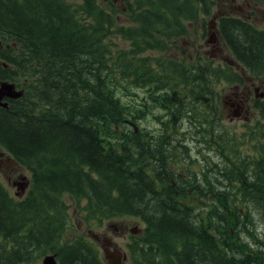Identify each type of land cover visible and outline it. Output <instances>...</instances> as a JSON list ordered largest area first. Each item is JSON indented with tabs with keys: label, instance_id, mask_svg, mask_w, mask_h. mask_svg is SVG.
Here are the masks:
<instances>
[{
	"label": "trees",
	"instance_id": "16d2710c",
	"mask_svg": "<svg viewBox=\"0 0 264 264\" xmlns=\"http://www.w3.org/2000/svg\"><path fill=\"white\" fill-rule=\"evenodd\" d=\"M76 1L0 0V80L15 82L22 92L0 108V148L9 154L6 160L30 173L23 197L0 180V264H38L47 254H55L58 264H106L88 241L63 242L70 218L62 201L66 192L77 205L85 200L87 220L131 215L144 222L143 236L129 245L133 264H264V241L253 219L255 214L264 220V162H252L250 171L240 161L229 167L225 185L244 173L248 183L230 193L234 206L214 203L205 220L187 203L192 199L176 175L174 188L162 172H141L143 154L154 160V153L166 165V136L159 137L158 127L130 125L133 114L117 94L116 84L123 88L127 81L120 79L128 80L131 70L149 94L156 86L174 98L171 114L182 135L186 123L198 132L205 122L206 130L213 120L206 112L214 105L212 85H240V73L226 62L190 68L157 60L160 74L142 54L163 49L182 21L208 17L213 1L122 0L130 27L110 16L115 0ZM216 33L246 75L264 78V28L223 14ZM112 34L129 42L126 51L117 53L112 39L104 43ZM254 108L264 136V100L254 101ZM236 204L255 207L245 211Z\"/></svg>",
	"mask_w": 264,
	"mask_h": 264
},
{
	"label": "rangeland",
	"instance_id": "374dc122",
	"mask_svg": "<svg viewBox=\"0 0 264 264\" xmlns=\"http://www.w3.org/2000/svg\"><path fill=\"white\" fill-rule=\"evenodd\" d=\"M78 1L81 3V0H77L76 3ZM212 1L213 7L208 17L200 14L194 19L182 21L172 31V35L164 39L163 49L146 50L142 54V57H147L152 62L151 65L153 67H157L156 70L160 74L162 72L158 65H155L157 60L163 62L182 61L185 67L206 68L208 67V60H210L209 56L214 58V65H222L226 62L235 72L240 73L243 79L240 85L211 84L213 87L214 105L212 106V111L206 109V112L213 116V120L206 130L202 131L206 127L205 122L199 123L198 132H194L192 123H186L183 127L184 131L187 132L182 135L171 114L173 105H175L174 98L164 92L162 88H160V91L157 90L156 86L149 94V89L143 86L147 85V83L136 79L132 75L131 70L129 71L128 80H126L125 76L120 79L122 83L127 81L123 87L124 89H120L119 83L116 84L118 86L117 94L120 96L122 104L126 106L125 110H129L133 114V117L129 119L132 120L130 125L135 127V123H138L150 130H155L158 127L159 137L166 136L163 137L167 146V154L169 155L165 161L166 165L158 161L157 155L153 153L158 152V149H153L152 153L156 158L149 160L143 154L144 166L141 172L145 169L148 175L153 172H162L165 178L171 180L174 188L176 185L173 183L172 174L176 175L183 181L185 194H189L192 199L187 203L191 204L197 212L200 211L205 220V214L214 203L220 207L223 205L224 209H227V204L234 206L231 203L230 193L236 188L237 191L243 190L248 183L246 179L248 174L244 173L233 175L230 178L231 186L225 185L224 181H222V176L228 172L229 167L236 161H240L241 169L250 171L252 162H264L262 121L258 111L254 108V101L264 100V96L255 98L256 95L264 94V84L258 82V79H254L255 82H251L250 76L246 75L245 72L236 70L229 52L222 45L216 33V23L219 18L223 17V14L250 21L263 29L264 0H226L225 4L220 3L218 0ZM67 2L73 4V0H67ZM180 2H183V0H180ZM115 4L116 13L110 14V16L114 17L119 25L133 26V20L125 13L122 0H115ZM110 39L113 40L114 45L112 48L117 50V53H119L118 50L126 51L129 47V42L120 35H109L104 43L111 44L109 43ZM120 54L127 58L131 57L129 54ZM113 57H116V54ZM12 83L16 85L15 82ZM211 85L202 86L201 89L204 91L205 89L208 90ZM255 88H259L256 93L254 92ZM234 94L238 96L236 100L240 99L238 102L235 101ZM163 96L166 101H163ZM240 103L248 104L249 106L247 120L245 119L246 115L242 114V107L238 117H233V113ZM135 117L137 119L133 122ZM201 119H208V117L205 113H201ZM170 127L173 128L172 131L169 130ZM219 135L222 137L221 140H217ZM0 157L3 158L0 161V180L9 188L11 194L21 193V197L25 196L30 187L29 172L19 165V167H15L7 160H4L9 157V154L1 148ZM21 176L23 177L20 178ZM23 178H26L29 184L24 191L21 190V186L25 182ZM79 187L81 189V186ZM235 200L237 201V199ZM62 201L67 214L70 216L68 228L63 233V242L66 244L76 239H84L98 250L102 258L103 252L100 245L103 243V238L109 239L115 244L117 249L127 254L129 252L128 255H130L129 245L132 243V239L143 236L144 222L136 216L128 215V217L123 218L104 219L103 222L91 221L86 219L85 211L81 210L85 200L77 205L69 196V193L66 192L62 195ZM236 206L245 211L255 207L242 204H236ZM253 219L256 223L258 222L255 232L264 240V220L255 214ZM232 222L233 220H229L228 225L225 227L226 231H230ZM124 227L127 228L124 230ZM242 234L243 241L253 246V241L249 235L247 233ZM94 235L100 237L98 241L100 245L94 240ZM41 261L42 259L39 264H41Z\"/></svg>",
	"mask_w": 264,
	"mask_h": 264
},
{
	"label": "flooded vegetation",
	"instance_id": "af4514ba",
	"mask_svg": "<svg viewBox=\"0 0 264 264\" xmlns=\"http://www.w3.org/2000/svg\"><path fill=\"white\" fill-rule=\"evenodd\" d=\"M236 70H240L241 72H243V70L240 69L238 65L236 66ZM251 82H255V81L251 79ZM258 82H260L261 84H264V78L263 79H258ZM255 89H254V92L256 93L258 90L255 91ZM261 95H262V97L264 96V94H260L259 96L256 95L255 98H262V97H260ZM237 98H238V96H236V94H234V99H235L236 102H238L240 100V99L236 100ZM237 106H241L242 107V111H243L242 114L246 115L245 116V119L247 120L248 119L247 118V114H248V110H249L248 104L240 103ZM123 217H128V215H121V216H119L117 218H123ZM104 219L109 220V219H115V218L105 217V218H102L100 220V222H103ZM126 228L127 227H124V230ZM94 240H96L97 244H99L98 241L100 240V237L98 235H94ZM102 242L103 243L101 245L100 244L99 245H100L101 250L103 252L102 258L104 259V261L106 262V264H109V260L106 257V253H108L107 256H108L109 259H116V260H118V264H133V263H131L132 260H131L130 256L128 255L129 252H128V254L127 253H124V252H121L119 249H117V247L115 246V244H113V242L110 241L107 238H103L102 239Z\"/></svg>",
	"mask_w": 264,
	"mask_h": 264
},
{
	"label": "water",
	"instance_id": "95a60500",
	"mask_svg": "<svg viewBox=\"0 0 264 264\" xmlns=\"http://www.w3.org/2000/svg\"><path fill=\"white\" fill-rule=\"evenodd\" d=\"M210 59H214L211 56H209ZM6 66V65H4ZM258 88L255 89L257 91ZM22 92L15 90V86L13 84H10L8 82H1L0 83V107L7 108V103L2 102L3 99H17L21 97ZM262 97V95L260 96ZM241 109V106H237L235 112L233 113V117H238V113ZM25 178H23L24 180ZM27 184H24L23 187H21V190L23 191L24 188H26ZM108 253H106V257L109 260V264H118V260L116 259H109L107 256ZM41 264H58L56 255L55 254H47L42 258Z\"/></svg>",
	"mask_w": 264,
	"mask_h": 264
},
{
	"label": "bare ground",
	"instance_id": "6f19581e",
	"mask_svg": "<svg viewBox=\"0 0 264 264\" xmlns=\"http://www.w3.org/2000/svg\"><path fill=\"white\" fill-rule=\"evenodd\" d=\"M222 200V199H221ZM224 202V201H223ZM258 223V222H257ZM259 225V224H258ZM254 228V227H253ZM257 229V228H256ZM243 230V229H242ZM241 233V232H240ZM253 233V232H252ZM257 234V233H256ZM243 235V234H242ZM243 237H245V236H243ZM245 239V238H244ZM262 240V239H261ZM241 241V240H240ZM264 241V240H263ZM252 250H253V248H252ZM248 251V250H247Z\"/></svg>",
	"mask_w": 264,
	"mask_h": 264
}]
</instances>
